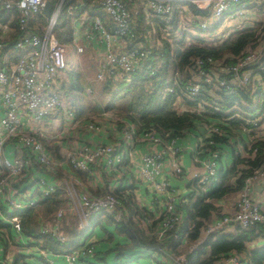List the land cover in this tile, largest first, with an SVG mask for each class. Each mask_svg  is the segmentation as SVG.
I'll list each match as a JSON object with an SVG mask.
<instances>
[{
	"label": "built area",
	"instance_id": "2783aa9c",
	"mask_svg": "<svg viewBox=\"0 0 264 264\" xmlns=\"http://www.w3.org/2000/svg\"><path fill=\"white\" fill-rule=\"evenodd\" d=\"M46 1L0 0V219L9 225L8 240L33 248L47 264H54L56 259L62 264H91L92 244L81 243L68 251L50 252L26 236L19 218L11 214L32 208L54 194L59 187L56 173L66 167L63 186L77 230L85 232L89 218L96 214L116 213L114 220L117 221L125 206H132L130 199L127 201L129 191L123 187L131 183H123L130 177L149 187L150 202L157 219L145 233L161 245L174 234L172 230L179 228L182 216L177 204L186 201V194H180L170 183L172 178H184V168L178 158L180 153L191 156L197 166L191 172V178L208 189L215 182L218 171L225 168L221 149L209 150L204 158L199 156L200 148L212 143L209 138L221 134L215 124L226 126L231 119L242 121L236 129L240 132L239 137L230 139L231 151L242 157L248 154L252 157L256 153L254 143L264 141V113L261 112L264 99L255 97L256 91L264 93V75L260 71L264 67V58L259 61L264 50V35L257 38L254 48L231 57L235 60L234 65L223 59L195 57L188 60L181 71L173 72L171 85L164 90L174 92L171 104L177 112L188 110L183 99L200 90L211 97L210 102L199 100L192 109L201 118L206 107L219 110L217 103L221 98L216 91L222 87L227 89L224 95L245 91L250 97L249 103L241 98L237 100L250 110L242 111L238 107L235 111L237 106L232 105L223 111L227 112L226 117L205 120L208 123L201 129L197 127V131H185L174 138L159 135L153 127L137 131L125 119L121 120L120 129L101 131L104 120L112 128L118 122L104 112L85 119L77 117L71 96L64 89L68 81V47L73 48L76 56L89 51L93 66L90 82L109 83L116 89L119 83L128 82L138 69L145 68L152 73L157 66H152L149 61L152 59L160 65L165 44L169 52L181 51L198 42L215 46L230 32L242 28L237 25L239 21L245 22L251 17L254 22L264 23V14L256 11L261 0H49V11L44 14ZM133 3L135 7L131 8ZM175 4L184 13L173 11ZM63 13L70 20L68 44L60 43L55 33ZM224 21L229 23L226 26L230 29L228 33L222 31ZM182 77L188 80L185 88L180 87ZM52 119L57 121L54 127ZM194 121L200 122L199 119ZM79 131H101L102 136L110 140L101 138L87 142L76 135L75 143L60 159L47 150L45 144L49 139L70 138ZM136 140L147 141L153 148L133 159L131 152ZM92 165L99 166L114 183L103 195L85 189L67 174L71 171L89 174ZM258 184L264 186L262 163L243 180L233 195L229 210H213L202 221L198 235L187 249L193 250L205 238L220 234L227 227L235 230L258 224L264 229V207L254 198ZM33 186L37 198L33 197L34 192H27ZM124 198L125 202H122ZM6 206L11 209L8 215L4 213ZM64 215L65 210L59 207L50 221L39 220L40 233L64 241L65 236L60 230ZM155 256L160 264H188L185 257L173 255L164 247H159ZM9 261L0 242V264H9ZM212 264L249 263L244 253L233 252L217 256Z\"/></svg>",
	"mask_w": 264,
	"mask_h": 264
},
{
	"label": "trees",
	"instance_id": "16d2710c",
	"mask_svg": "<svg viewBox=\"0 0 264 264\" xmlns=\"http://www.w3.org/2000/svg\"><path fill=\"white\" fill-rule=\"evenodd\" d=\"M187 5H189L188 2ZM189 6L192 8L191 5ZM256 11L257 13L264 14V3H262V0L256 7ZM257 24V26L251 28L249 27L234 31L233 34L229 35L215 46H204L198 42L181 51L169 52L168 46L165 44L162 57H160V65H156L152 59L149 61L152 66H157L152 70V73L145 68L138 69L132 74L128 82L119 83L116 89L109 83L96 84L90 82L87 79V74L83 73L80 68L68 67L69 70L66 68L68 81L67 84H65L66 86L64 85V89L67 87L66 89L75 95L76 101L74 102L73 100L77 107L75 114L77 117L83 119L98 114L99 112L106 111L115 116L117 115V117L120 118L121 125V120L125 119L130 122L137 131L146 127H153L159 135L167 138L180 136L185 131H197L199 130L197 127H200L201 129L202 126L208 123L205 120L212 118L220 120L223 117H226L228 114L223 111L232 105L237 106L234 108L235 111L238 107V110H250L237 103L239 98L244 102L249 103V94L245 91H239L235 94L224 95V92H226L227 89L222 87L216 91L221 98L220 102L217 103L219 110L213 111L211 107H206V109H204L205 111L201 113L203 117L201 118V115L196 114V111L193 110L196 108V104L199 100L210 102L211 97H208L205 92L200 90L195 95L183 99L182 103H184L188 110L177 112L171 104L174 92L169 93L164 90L171 85V76L173 72L177 69L181 71L187 61L195 57H209L213 60L223 59L225 62L230 63L229 65H234L235 60L231 57L241 55L246 50L254 48L257 38L264 35V23ZM55 33L57 40L60 43L68 44L70 39V20L65 17V13L60 15L55 28ZM260 71L264 75V67ZM227 78L228 76L225 77V79ZM187 82V78L182 77L179 82L180 87H187ZM203 87H206L207 89L211 88L206 85H203ZM85 88H88L87 93L85 92ZM100 91H104L108 96L103 103L97 101L94 96V94H97ZM255 97H257L258 100H262L264 99V93L256 91ZM83 100L86 101L87 104H83ZM196 119H199L200 122L196 123L194 121ZM241 124L242 121L238 119L229 120L226 126L218 123L215 124L221 134L210 137L209 139H211L212 143L209 145L204 144L200 148L201 154L199 156L204 158L209 153V150L218 151V149H221V145L228 146L230 150H232L230 139L235 138V136L239 137L240 132L236 131V129H238V126ZM254 148L256 149V153L252 157L249 154L242 157L231 151L233 154L231 165L225 171H218L215 182L212 183V186L208 189L205 188L206 191H203V193L200 194V197H197L193 202L189 203L186 198V201L182 203L181 207L184 214V218L182 219L183 222L181 220L182 225L179 227L180 229H175L176 231L172 230L175 235L178 233H187L188 239L191 238L193 241L198 234L202 221L206 220L213 210H218L213 207L212 201L228 194H235L242 186L243 180L251 174L252 169L261 163L264 164V141L254 143ZM233 176H235V184L231 185L229 184V180ZM129 199L130 197L128 196L127 201ZM122 202H125V198L122 199ZM59 204L60 199L57 198L55 192L42 201H39L34 207L14 211L11 214L16 215L19 218L22 232L26 236L32 238L37 246L50 252L68 251L72 247H75L76 239L79 234L75 231H71L69 232L68 239L65 237V240L62 242L55 240L50 234L40 233L36 219L35 208L37 209V207L42 206L45 214L48 215L53 211L55 212L60 206ZM137 211L138 210L134 208V212ZM182 211H180L181 214ZM49 220L51 219L49 218ZM0 226H3L8 230V226L1 221ZM115 228L118 232L124 233L128 236L131 240V245L139 243L148 244L152 247L158 246L152 238L143 237L128 222H117ZM256 231L260 234H264L263 228L260 225L255 224L245 229H235V233L233 234L220 233L208 236L204 243L202 242L203 245L200 250L198 248L199 246H197L185 255L187 263L212 264L217 256L227 255L234 251L243 252L249 264H264V243L257 247H246V243L252 238L253 233ZM169 238L159 246L176 254L177 251L173 248L178 245V242H180V237H177L178 239L170 240ZM1 241L3 243V239ZM201 253H208V255L207 257L200 259L199 254Z\"/></svg>",
	"mask_w": 264,
	"mask_h": 264
},
{
	"label": "crops",
	"instance_id": "0c3cea01",
	"mask_svg": "<svg viewBox=\"0 0 264 264\" xmlns=\"http://www.w3.org/2000/svg\"><path fill=\"white\" fill-rule=\"evenodd\" d=\"M237 22L238 21H235V23ZM228 25L229 23L225 21L223 22L222 31H224L225 33H228V31L230 30L226 27ZM237 25L240 26V28L242 27L241 29H245L249 27L251 28L254 26V21H252L250 17L245 22L239 21ZM234 31L230 32L228 35L233 34ZM102 112L107 113L110 116L116 118L118 122L112 128V126L108 125L107 120H104L103 121L104 126L101 131L103 130L112 131L114 129L121 128L122 125L119 122L120 118L117 117V115L115 116L114 114L106 111H102ZM51 124L54 127L57 125V121L55 119H52ZM101 131H99L98 133H87L84 131H79L73 137L70 138H63V137L51 138L49 139L48 143H46V148L54 158L60 159L67 150V148L75 143L76 135L78 137H81L82 139H86L88 142L101 140V138L104 141H109L110 138L102 136L103 133H101ZM150 148H153V145L150 144L149 142L136 140L132 147L131 157L135 159L142 152ZM221 150H222V159L225 163V168H224L225 171L226 169L229 168V166L233 161V156H232L233 154L228 146L221 145ZM178 158L180 160L181 165L184 168L183 170L184 178L183 179L172 178L170 183L173 187L178 189V192L180 194L182 193L186 194V198L190 203L193 202L197 197H200V194L203 193V191H206V189L204 186L197 184L191 178L192 176L191 172L197 169V166L196 164H194V161L192 160L191 156L188 153H180ZM66 171H68L67 168L63 167V171H61L57 176V182L59 187L56 191V195L57 198L60 199L59 207L62 206L63 209L65 210V215L63 216L60 223L61 225L60 230L67 239L69 238V232L71 231H75L76 233L79 234L78 238L76 239L75 246L81 243H89L94 246V252L91 259L92 260L91 264H146L149 261H151L152 264L153 263L160 264V262L157 261V257L155 256L157 249L160 247L159 245L155 247H152L148 244H139V243H135L134 245H131V240L128 238V236H126L124 233L118 232L115 228L117 222L120 223L128 222L143 237H150L145 233V231L155 225L157 215H156V211L154 210L150 202L149 187L147 186V184L142 183L137 179L132 180L130 177L128 179H125L123 183L131 182L130 184L125 185L123 187L129 191L132 210L131 207L125 206L124 211H121L120 217L118 218L117 221L114 220V216L116 213L96 214L91 218H89L88 228L85 232H83L76 229L75 215L67 205L65 190L63 186V183L65 181L63 175ZM67 174H69L71 177H73L78 182H80L82 187H84L89 191L94 192L97 195H103L114 186V183L110 181L111 178L107 176L105 173H103L100 167L96 165L91 166V172L89 174H86L81 171H71L68 172ZM229 184L231 185L235 184V176H233L229 180ZM75 187L77 190H79L78 186ZM233 195L234 194H228L225 195L224 197L212 201L213 207L215 209L217 208L225 211L226 209L229 210V205L231 203ZM254 198L257 201L261 202V204L264 207V186H262L261 184H258L255 187ZM177 205H178L177 208L180 211H182L181 210L182 203H178ZM134 208H136L138 211L134 212ZM35 213H36L37 222L39 220L48 222L50 221L49 218L51 219L50 216H53L54 211L47 215L45 214L42 206H40L37 207V209L35 208ZM181 216L183 219L184 218L183 211ZM0 221L8 226V230L5 229L3 226H0V238L1 240L3 239V243L1 240L0 241L2 243L3 252L10 259L9 264H47L42 255L33 252V248L22 247L16 244L15 242H13L12 240H8V237H10L9 225L1 219ZM181 225L182 223H180V226ZM222 233L233 234L235 232L234 230L227 227ZM179 234L180 233L176 235L173 234L169 238L170 240V239H178L177 237H180V242H178V245L173 248L175 251H177V253L178 251H180V249L185 248V245H186L185 249H187V245H191L194 241V240L192 241L191 238L188 239L187 233L180 235ZM205 240L206 238L204 239V241ZM203 243L199 245L198 247L199 250L202 248ZM263 243H264V234H260L256 231L253 233L252 238L248 240V242L246 243V247H250V248L252 246L257 247ZM185 252L188 253V251ZM233 252L234 251L230 253ZM207 255L208 253H201L199 254V258L203 259L207 257ZM140 257H142L141 260H139ZM60 263L61 261L59 259L54 260V264H60Z\"/></svg>",
	"mask_w": 264,
	"mask_h": 264
},
{
	"label": "rangeland",
	"instance_id": "374dc122",
	"mask_svg": "<svg viewBox=\"0 0 264 264\" xmlns=\"http://www.w3.org/2000/svg\"><path fill=\"white\" fill-rule=\"evenodd\" d=\"M134 2H135V0H134ZM130 7L131 8H134L135 7V3H133V4H130ZM173 11H175V12H180V13H184V11H182L181 10V8L180 7H178V5L177 4H175L174 5V7H173ZM258 24L256 23V22H254V26H257ZM154 26V25H153ZM253 26V25H252ZM88 53H89V51L88 50H85L84 51V53L83 54H80V55H78V56H76V55H74L73 54V48L71 47V46H69L68 47V50H67V68L69 67H73V65L75 66V67H78V68H80L81 70H82V72L83 73H86L87 74V79L88 80H90L91 79V77H92V71H93V66H92V63H91V61H90V58L88 57ZM69 68H68V70H69ZM66 84H67V82H66ZM66 86V85H65ZM67 87H65V89H66ZM67 90V89H66ZM68 91V90H67ZM85 91H86V89H85ZM88 91V90H87ZM86 91V92H87ZM69 92V91H68ZM70 93V95H71V100H72V103H73V106H74V108H75V111H76V109H77V107H76V105L74 104V102L76 101V97H75V95L74 94H72L71 92H69ZM94 96H95V98H96V100L97 101H99V102H105V100L108 98V96L106 95V93L104 92V91H100V92H98L97 94H94ZM73 100H74V102H73ZM262 102H264V100L262 101ZM83 104H87V102L86 101H84L83 100ZM261 112H262V114L264 113V108H262V110H261ZM84 113V112H83ZM227 113V112H226ZM249 115H250V113H249ZM88 142V141H87ZM222 163L223 164H225L224 163V161H223V159H222ZM58 174L59 173H56V175L58 176ZM55 175V176H56ZM34 190H35V187L33 186L32 188H30L27 192H28V194H31V193H33L34 192ZM34 196V198H37V193L36 192H34V194H33ZM62 207V206H61ZM63 208V207H62ZM226 211H227V209H226ZM4 213L5 214H10L11 213V209L8 207V206H6V209H5V211H4ZM5 218H7V217H5ZM46 224H49V223H46ZM24 240H25V238H24ZM185 248H186V245H185ZM185 248H183V249H180V251H178V253H176V254H178V255H180V256H182V257H185V255H186V253L187 252H185V251H188L189 252V249H192V248H188V249H185ZM173 255H176V254H174V253H172ZM142 259V257H140L139 258V260H141ZM60 264H62V263H60ZM146 264H152V262L151 261H149V262H147Z\"/></svg>",
	"mask_w": 264,
	"mask_h": 264
},
{
	"label": "water",
	"instance_id": "95a60500",
	"mask_svg": "<svg viewBox=\"0 0 264 264\" xmlns=\"http://www.w3.org/2000/svg\"><path fill=\"white\" fill-rule=\"evenodd\" d=\"M50 4H51V3H50L49 0H47V1L45 2L44 7H43V13H44V14H47V13H48L49 8H50ZM263 58H264V50H263V52L261 53V56H260V58H259V61H261Z\"/></svg>",
	"mask_w": 264,
	"mask_h": 264
}]
</instances>
